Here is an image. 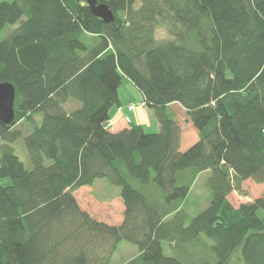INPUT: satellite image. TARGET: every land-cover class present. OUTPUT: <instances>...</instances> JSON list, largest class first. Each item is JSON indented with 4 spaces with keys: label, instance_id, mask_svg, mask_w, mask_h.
Listing matches in <instances>:
<instances>
[{
    "label": "trees",
    "instance_id": "trees-1",
    "mask_svg": "<svg viewBox=\"0 0 264 264\" xmlns=\"http://www.w3.org/2000/svg\"><path fill=\"white\" fill-rule=\"evenodd\" d=\"M97 2L113 22L84 0H0V33L13 27L0 82L15 88L13 123L0 124V264H109L122 242L136 247L125 264H186L202 236L216 264L237 249L242 264H264V191L238 208L227 200L246 180L264 184V0ZM160 26L173 38L156 39ZM124 78L158 133L105 128ZM171 104L198 133L182 151ZM204 171L210 203L191 216L182 203ZM98 180L117 187L120 224L78 205L74 192Z\"/></svg>",
    "mask_w": 264,
    "mask_h": 264
},
{
    "label": "rangeland",
    "instance_id": "rangeland-1",
    "mask_svg": "<svg viewBox=\"0 0 264 264\" xmlns=\"http://www.w3.org/2000/svg\"><path fill=\"white\" fill-rule=\"evenodd\" d=\"M12 29H13L12 26H7L0 33V41L8 33H10ZM155 35H156L155 38L159 40L173 38V35L169 34V30L165 26L158 27L156 29ZM90 40L91 39L87 38L89 45L91 44ZM188 41L194 43L195 39L189 37ZM123 85H124V81L122 82L121 86ZM122 88L123 87H120V92H122ZM129 88L130 90H135L133 86H130ZM137 99H140V96H138ZM130 104H136V107L134 109H129ZM78 105H79L78 102L70 101L66 104V107L67 109L71 110L78 107ZM127 106H128L127 109L129 111H134L136 108H138L137 103L135 102H131ZM144 110L146 113L149 112L147 108ZM167 112L174 119V121L176 122V124L180 129L179 130L180 141L185 134H186V139H185L186 142L192 139L190 137L191 135H189L190 129H192V125L190 122H188V119L186 118L183 109L177 104H171L169 105ZM15 128L20 129L22 131H28V125L24 124L23 122L16 125ZM12 146L14 149V154L21 160L25 168L28 169L30 167V163L27 158V153L23 144V140L22 139L18 140ZM204 177L205 175H201L199 177L191 192L192 195H190L188 199L185 201V203H183L185 211L192 213V211L195 210V213L193 215L203 211L210 203V191L206 186L207 179H205ZM9 184H10L9 179L0 180V186H6ZM108 184L109 183L105 180H98V182L94 184L92 188L80 189L74 196L76 197V200L80 208L86 211L93 219L100 222H105L109 225L119 224L122 213L121 199L119 198V192L115 189L117 187L114 188L111 187L112 185L109 186ZM260 188H261L260 184H257L252 180L245 181L241 185V193L234 192L227 196V200L233 208H238L240 204H244L246 202H252L256 198H259L264 191V189L263 191H261ZM259 216L261 218H264L263 212H259ZM200 239L201 240L193 244L195 250L192 253L194 254L191 255L190 258L185 257L187 261L184 262L186 264H202L203 262H207V264H216L210 251L207 250V254L205 252H202V248H203L202 243H205L208 246H210L213 244L212 240L204 236H202ZM162 249H163V253L166 256H174L171 248L168 246V243L166 242L162 243ZM135 251H136V247L124 242L120 243L118 245L116 255L112 258L109 264H125L136 256ZM238 253H239L238 249L235 250L228 264H242ZM204 254L205 257L203 259H206L205 261H203L202 258L200 259V257L201 256L203 257ZM189 259L192 261V263L190 262ZM195 259L196 262L193 263Z\"/></svg>",
    "mask_w": 264,
    "mask_h": 264
},
{
    "label": "crops",
    "instance_id": "crops-1",
    "mask_svg": "<svg viewBox=\"0 0 264 264\" xmlns=\"http://www.w3.org/2000/svg\"><path fill=\"white\" fill-rule=\"evenodd\" d=\"M124 81V85H120V87H123L122 88V92H120V87L118 88V97H119V107L116 108V107H112L109 111V117L110 119L108 120V122L105 124V128L111 132V133H116L118 131H121L125 128H128L130 125H135V126H140L144 132L146 133H158L159 132V125L156 121V119L154 118V115L153 113L148 110L149 112L146 113L144 109L146 108H141V107H138L136 108L134 111H129L127 109V105L131 102H139L141 101L142 99V96L141 94L136 90V88L127 80V79H123L122 82ZM130 86H133L135 88V90H130ZM138 93V94H137ZM138 96H140V99H137ZM192 125V124H191ZM191 135L190 137L192 139L188 140V142H186V134L184 135V137H182L180 143H179V146H180V150H184L186 149L187 147H189L192 143H194L197 139H198V133H197V130L194 128V126L192 125V129H190V134ZM201 175H205V179H208V177L210 176V173L209 171H204L200 174H198V176L196 177L195 181L193 182L190 190H189V193L187 195V197L185 198L184 202L188 199V197L191 194L197 180L199 179V177ZM248 181V180H246ZM245 182V181H244ZM97 183V182H96ZM94 186V185H93ZM93 186H84V187H81L79 188L78 190H76L74 192V195L80 190V189H83V188H92ZM260 189L261 191H263L264 189V184H260ZM118 191V190H117ZM119 192V191H118ZM235 191L231 192L230 194L234 193ZM228 194V195H230ZM76 198V197H75ZM120 198V196H119ZM121 199V198H120ZM209 200V199H208ZM121 203H122V200H121ZM183 203H182V206H183ZM79 205V204H78ZM122 205V213H121V220L119 221V224L122 222V219H123V212H124V206L123 204ZM184 208V206H183ZM189 215H193L195 213V210L191 212H188L186 211ZM112 225H117V224H112ZM136 252V251H135ZM117 253V250L116 252L114 253L113 257L116 255ZM112 257V258H113Z\"/></svg>",
    "mask_w": 264,
    "mask_h": 264
},
{
    "label": "water",
    "instance_id": "water-1",
    "mask_svg": "<svg viewBox=\"0 0 264 264\" xmlns=\"http://www.w3.org/2000/svg\"><path fill=\"white\" fill-rule=\"evenodd\" d=\"M89 6L92 14L109 24L114 21V15L105 3H98L97 0H84ZM15 88L10 82H0V124L9 126L14 120Z\"/></svg>",
    "mask_w": 264,
    "mask_h": 264
},
{
    "label": "built area",
    "instance_id": "built-area-1",
    "mask_svg": "<svg viewBox=\"0 0 264 264\" xmlns=\"http://www.w3.org/2000/svg\"><path fill=\"white\" fill-rule=\"evenodd\" d=\"M138 107H145V102L143 100L137 102ZM136 107V104H130L129 109H134Z\"/></svg>",
    "mask_w": 264,
    "mask_h": 264
}]
</instances>
